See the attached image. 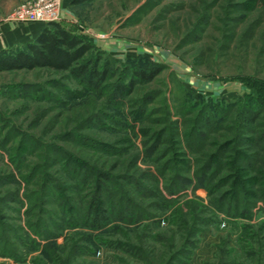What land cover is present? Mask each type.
I'll list each match as a JSON object with an SVG mask.
<instances>
[{"label":"rangeland","instance_id":"374dc122","mask_svg":"<svg viewBox=\"0 0 264 264\" xmlns=\"http://www.w3.org/2000/svg\"><path fill=\"white\" fill-rule=\"evenodd\" d=\"M31 1L34 0H0V38L5 40V46L13 44L4 50L18 49L39 36L35 38L36 30L42 31L48 23H59L94 45L95 51L88 59L101 58V64L111 62L112 85L125 77V68L133 69L150 61L163 65L164 71L154 82L140 85L132 99L117 108L109 106L106 98L83 90L68 73L42 69L0 74V174L16 175V182L0 187V199L4 198L0 201V215L6 216L5 222L18 231L20 240L12 239V250L24 260L16 263L0 256V264H35V259L41 257L40 251L26 246L30 235L28 220L34 223L42 217L52 232L60 235L56 239L59 245L74 233L55 230L54 225L65 226L55 201L44 200L48 204L43 210L54 214L50 221L41 212V206L37 208L25 198L29 190L39 191L45 172L58 179L66 176V155L116 176L154 169L146 158L142 125L134 124L128 116L133 99L136 102L147 94L156 98L149 108L154 123L146 126L159 130L170 122L182 121L178 110L182 101L229 103L250 95L252 90L259 91L264 98V0H88L78 4L62 0V12L54 22L14 20L16 9ZM247 3H252V7H237ZM25 86L35 87L30 96ZM37 86L47 94L36 91ZM94 117L95 122L88 126L86 122ZM177 139L182 141L181 137ZM98 144L114 149L111 153L95 149ZM182 148L186 150L184 143ZM18 153L24 154L25 165L38 168L37 179L31 185L25 180L27 172L20 173L12 165L11 155ZM15 163L20 164V160ZM160 187L163 191V183ZM17 188L20 197L12 201L6 193ZM89 191L81 189L79 206L84 205ZM131 192L135 201L155 212L158 200L143 199ZM176 198L181 207L193 198L205 204L210 201L205 189L193 187ZM172 210L155 222H141L140 227L121 224L119 230L101 232L103 247L86 260L95 264H124L132 258L121 244H147L151 249L154 246L153 259L158 262L162 253L183 245L181 231L169 222ZM253 212L251 219L230 220L224 215L215 218L196 237L186 264H264V205L260 203ZM200 216L211 218L209 214ZM146 224H150L148 230L143 228ZM246 226L249 228L244 233ZM86 232L81 229L78 233ZM158 234L165 235L166 241L159 243ZM36 238L42 246L46 244ZM79 261L85 260L81 257Z\"/></svg>","mask_w":264,"mask_h":264},{"label":"trees","instance_id":"16d2710c","mask_svg":"<svg viewBox=\"0 0 264 264\" xmlns=\"http://www.w3.org/2000/svg\"><path fill=\"white\" fill-rule=\"evenodd\" d=\"M85 1L88 0H74V3ZM251 4L237 7L249 9ZM94 51V45L80 35L59 23H48L35 40L25 42L18 49L0 52V74L42 69L68 73L83 90L106 98L109 106L117 108L129 102L140 85L154 82L164 71L163 65L150 61L136 65L133 69L125 68V77L112 85L111 62L101 64V58L88 59ZM34 88L25 86L29 96ZM41 90L37 86L36 91ZM42 91L47 94L45 90ZM187 93L193 96L192 92ZM133 100L128 116L134 124L142 125L140 132L145 139L144 146L147 147L146 158L151 161L154 169L137 170L135 174L125 172L116 176L110 171L89 167L73 156L66 155V160L63 161L66 176L58 179L45 172L39 191L29 190L25 198L34 203L35 207L41 206V212L48 215L50 221L54 214L43 210L48 204L44 200L48 198L55 201L65 223L63 227L53 224L55 230H73L74 233L66 236L64 244L59 245L56 239L60 235L52 232L42 217H38L34 223L28 220L30 235L27 236L29 243L26 246L41 252V257L35 259V264H95L86 259L95 256L103 247L101 232L119 230L121 224L140 227L141 222H155L156 218L172 209L169 222L171 227H177L181 231L183 245L180 248L174 246L168 253H162L158 262H155L154 246L151 249L147 244L144 245L147 248L143 244H121L122 249L132 258L121 261L124 264H186L195 247L196 237L215 218L224 215L230 220L251 219L254 209L260 203L264 205V98L259 91L252 90L250 95H245L242 99L222 104L182 101L178 108L182 121L170 122L159 130L146 126L154 123L149 108L156 98L147 94L143 99L136 102ZM104 116L108 118L107 114ZM96 118L92 119L94 121H87V125L95 122ZM178 137L183 142L178 141ZM183 143L186 150L182 148ZM26 148L27 146L24 147ZM94 148L108 153L114 149L99 144ZM11 157L15 170L27 172L28 178L25 180L31 185L37 179L38 168L32 169L25 165L23 153ZM19 160L20 164H16ZM24 172L22 173L26 174ZM70 180L74 181L73 184L68 182ZM14 181L16 182L15 172L0 174V187ZM162 183L163 191L160 187ZM190 187L194 190L205 189L210 197L209 204L193 198L184 202L185 205L181 207L176 196ZM81 189L90 190L83 206H79L77 201ZM131 191L140 194L143 199L149 197L158 200L157 205L154 204L155 212L145 209L142 202L135 201ZM19 193L20 189L17 188L15 192H7L6 196L17 201ZM200 214H209L211 218L203 219ZM6 220V216L0 215V256L11 258L16 263L24 261L16 250H12V239L19 241V233ZM143 228L148 230L150 224ZM248 228L249 226L244 228V233H247ZM81 229H86L87 232L78 233ZM31 235L46 244L42 246ZM172 236L176 234L173 233ZM166 239L163 234L158 236L159 243ZM222 244L218 246L219 251ZM81 257L85 261L77 262Z\"/></svg>","mask_w":264,"mask_h":264},{"label":"built area","instance_id":"2783aa9c","mask_svg":"<svg viewBox=\"0 0 264 264\" xmlns=\"http://www.w3.org/2000/svg\"><path fill=\"white\" fill-rule=\"evenodd\" d=\"M62 12V0H34L19 6L13 18L19 22H54Z\"/></svg>","mask_w":264,"mask_h":264},{"label":"crops","instance_id":"0c3cea01","mask_svg":"<svg viewBox=\"0 0 264 264\" xmlns=\"http://www.w3.org/2000/svg\"><path fill=\"white\" fill-rule=\"evenodd\" d=\"M37 32L35 33V38L37 37V35L38 34H40V32H41V30L39 29V30H36ZM29 33V32H28ZM25 35H27V33L25 34ZM29 38V37H28ZM27 39V38H26ZM9 44V43H8ZM6 44H5V40L4 39H2V38H0V51H2V50H4V49H8L9 47H11V46H13V44H11V45H7V46H5Z\"/></svg>","mask_w":264,"mask_h":264}]
</instances>
